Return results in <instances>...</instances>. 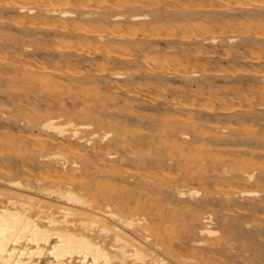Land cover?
<instances>
[{"label": "rangeland", "instance_id": "obj_1", "mask_svg": "<svg viewBox=\"0 0 264 264\" xmlns=\"http://www.w3.org/2000/svg\"><path fill=\"white\" fill-rule=\"evenodd\" d=\"M16 1L36 7L37 12L41 13V0ZM158 2L143 10L127 9L126 13L128 18L133 14L142 13L151 16L137 25L143 30H138L131 37L148 48L151 46L156 49L161 60H167L162 63L163 68L159 73L161 78H151L145 66L133 77V67L121 64L119 59H116L112 68L101 72L102 62L90 63L86 58L87 52L97 57L104 53L106 50L102 48L99 50L101 53L96 50V46L103 47L101 43L97 44L98 42L89 37L84 39L79 35L61 41L57 37L60 32L57 33L40 23L32 25L26 13H20L13 7L7 8L0 1V56L5 57V60H0V204L7 200L9 195L19 194L7 185V181L21 180L25 185L33 186L35 181H41L44 186L55 189L59 184L64 187L71 184L72 190L91 198L93 206H100L103 212L107 211V205H110L113 210L124 216L147 217L146 225L151 239L147 242L146 249L154 256H161L175 264H264V39L256 38L260 29L252 21L261 18L264 20V10H261V6L252 4L251 10L235 12L233 8L237 5L236 1L220 0L216 6L227 4L226 11L206 14L190 12L191 10L184 12L186 5L198 4L200 0ZM87 4L85 11L94 14L87 22H90L94 30L101 27L107 29L114 25L113 20L99 23L93 17L110 4L99 5L90 1ZM1 16H4L5 20ZM207 17L216 25H223L227 20L232 23L245 20L248 21L247 25L252 21L253 24H250V30H243L241 26L240 30H235L234 35L240 39L233 46L227 44V38L233 34L229 27L227 30L217 28L212 32L213 36L221 38L224 46L202 44V41L196 40V32H185L191 36L190 40L182 39L184 34L177 28L178 25L206 20ZM243 22L241 23L244 26ZM155 35H158L157 39H153ZM204 36H209V33ZM112 40L108 39L109 42ZM195 46H199L203 52H187ZM225 51L230 52L228 59H223ZM255 52H259L262 57ZM124 53L126 52H122ZM144 53L146 54L145 51L130 49L126 55L132 54L141 62L145 57ZM62 54L73 55L69 65L70 71L63 61ZM252 55L260 59L246 62V56ZM171 56L182 59L183 63L173 61L172 64ZM43 67L47 69L44 70ZM112 72L124 73L127 76L115 79ZM169 72L172 73L168 74ZM193 72H197L199 76L193 77ZM148 80L155 82L149 89L144 87ZM123 82L129 83L131 92L118 89V85L124 84ZM212 107L213 111H210ZM223 110L228 111L223 113ZM37 111L41 112V116L37 117L40 122H43L46 115L63 114L64 122L75 120L77 123H93L94 128L85 131L94 130L99 134L94 138L93 145L96 147L84 143L81 147L82 155L70 152L66 155L70 163L67 173L62 168L65 160H53L52 163L58 170L50 173V179L42 176L46 160L34 150V140L30 136H38L41 133L40 130L31 128L28 123L30 116L38 113ZM78 112L83 115L78 116ZM172 123L174 126H171ZM183 126L187 129L189 127V130ZM225 127L227 131L223 130ZM127 128L130 129L127 131ZM118 130L120 136L116 133ZM107 131L113 132L112 139H119L117 145L113 141L109 142L115 147L109 151L102 140ZM171 132L173 136L169 135ZM182 132L190 138H184ZM195 132L201 134L197 135ZM177 145L183 148L181 150L184 153L178 149L172 152ZM170 147L173 148L171 152ZM57 148L45 145L39 150L48 155L57 151ZM209 148L210 150H207ZM109 152L114 153V157L109 155ZM216 154H221L222 157L220 155L219 159ZM159 160L163 163H158ZM74 161L80 167L73 166ZM203 163L209 164V167ZM198 168H201V173L195 175ZM252 171L255 178L249 180L247 174ZM85 181L91 183H84ZM101 184L105 186L102 188ZM86 186L90 189H86ZM182 188L187 191L197 189L201 193L188 195L187 199H183L177 194V190ZM241 190H254L258 195L241 196L234 193ZM34 192L33 195L24 194V197L31 196L38 202L41 197L47 196L46 193L37 194L35 190ZM52 198L47 202L61 205L56 196ZM209 215L213 217V228L219 231V235L214 237L199 234L202 218ZM165 231L172 233L169 234L171 237ZM235 233H238L240 238L233 241ZM145 235L147 233L144 230L138 234L141 238ZM94 236L105 241L108 247L113 242V235L100 234L97 229ZM200 240L206 243L201 244ZM147 264L152 263L148 260Z\"/></svg>", "mask_w": 264, "mask_h": 264}, {"label": "bare ground", "instance_id": "obj_2", "mask_svg": "<svg viewBox=\"0 0 264 264\" xmlns=\"http://www.w3.org/2000/svg\"><path fill=\"white\" fill-rule=\"evenodd\" d=\"M0 1H2L5 5V7H7V8L13 7V8H16V10L20 13H24V14L26 13L25 15H26V17H29L30 23L32 25H34L36 23H40V24H43V25L49 27L50 29L55 30L57 33L60 32V33H58L57 37L60 38L61 41L68 39V38H71L73 36L79 35L84 39L89 37V39L98 42L97 44L101 43L103 47H97L96 46L97 52L101 53L102 51H99V50H102V49H104L106 51L104 53H101L99 55V57H97L96 55H93L89 52L86 53V58H87L88 62H90V63H94V62L97 63L99 61H100L99 63L102 62L101 66H103V68H102L101 72L107 71V69L112 68L113 65H115L116 59H119L121 61V64L129 65V66L133 67L132 68V69H134L133 74H132L133 77L136 76V74L141 70L142 66H145L146 71L148 72V74L150 75L151 78L152 77L153 78H161L159 76V73H160V70L163 68L162 63L166 62L167 60L166 61L164 59L161 60V58H160L161 56H159L160 53L156 49L151 48V46H150V48H148L147 46H144V44L138 43L139 41L137 42L136 40H134V38L131 37L134 34H136V32L138 30H143V29L138 28L139 26H137V25H139L141 23V21H144L146 19H150L151 16H149V14H147V13H142V14H133V15L129 16V18H128L127 13H126L127 9H130V8L131 9L139 8V9L143 10V8H146L147 6H152L155 3H159L158 0H41V3H40V6H41L40 12L41 13L40 14L37 12L36 7L28 6L26 4L16 3L17 2L16 0H0ZM88 1L94 2V3L95 2L99 3V5L103 4V3L104 4H110L109 6L107 5V8L105 10L99 11L96 14V16H93V17H94L95 21L99 22V23L109 22V21L113 20V21H115L114 25L107 27V29H104L101 27L100 29L94 30L92 28L90 22H87V21H90L89 20L90 18H92L91 15H94L93 13L85 11L86 6L88 5L87 4ZM219 1L220 0H210V1L200 0V2H198V4L194 5V3H193V4L186 5L184 8V12L191 10L190 12H194V13L214 14V12L217 13V12L226 11L225 6L227 4H219V6H216V3H218ZM229 1H232V0H229ZM233 1L237 2L236 7L233 8V11H235V12H239V11L244 12L245 10H251V9H253L252 4L259 5L262 7L261 10H264V0H233ZM192 2H193V0H192ZM215 7H217L216 10H214ZM14 14H12V15H14ZM44 15H46V16H44ZM1 17H3L2 19H4V16H1ZM202 17H203V15H202ZM205 19L206 20L201 19L202 21H196V22L192 21L191 24H187V25H178V26L176 25L177 28L181 31V33L183 32V34H184L182 39L184 41H189L191 36L186 35L185 32H188V31L192 32V33L196 32V33H198L195 36L196 40L202 41V44H212V46H218V47L224 46V44L221 43V38L218 36H213L214 33L212 34V32H213V30H215L217 28H218L217 30H220V29L221 30H227V27H229L233 34L227 38V44H229L230 46H233L240 39L238 36L234 35L235 30H240L239 29L240 26H241V28H243V30L244 29L250 30V28H251L250 24L252 23V21L255 23L256 27H259V29H260V32H258V35L256 36V38L257 39H264L263 38V36H264V20L262 18L257 19V21L255 19H252L251 23L249 22L250 23L249 25H247L248 21L246 22L245 20H244V22L242 20H240V22L238 21L237 23H234V22L232 23V22H229L227 20V21H225V23L223 25H216L213 23V21H212L213 24L210 22L211 21L210 18L208 19V17H207ZM241 22H243V24H245V25L243 26ZM175 24H177V23H175ZM208 33H209V36L205 37L204 35H206ZM128 37H130V38H128ZM157 38H158V35L153 36V39H157ZM108 39H113V40L111 42H109ZM85 43H87V42L85 41ZM103 43L104 44L111 43V44L105 46ZM246 44H248V43H246ZM130 49H134L135 51H138V52L145 51L146 54L144 53L145 57L143 58V60H141V62H140L137 58H134L132 55L133 53L126 55L127 51ZM185 49H187V48H185ZM238 51H239V49H238ZM241 51H243V50L241 49ZM122 52H126V53L122 54ZM160 52H162V51H160ZM187 52H195L196 54H198V53H202L203 51L199 46L198 47L195 46L194 49H189V50H187ZM259 52L258 53L255 52V53L258 54L259 56H261L259 54ZM224 53H225V55L223 56V59H228L230 57V52L225 51ZM252 53H254V52H252ZM196 54H194V55H196ZM187 55H188V53H187ZM62 57H64L63 61L67 64V67L69 65H71L70 63L72 61L73 55L62 54ZM167 57H168V59L170 58L169 56H167ZM174 57H175V55H174ZM189 57H191V56H189ZM256 58L260 59L256 56H253V55L252 56H246L245 61L246 62H254L257 60ZM0 60H5V57L0 56ZM170 60H171V63L173 61H174V63H179V64L183 63V60L179 59V58H173ZM187 62L189 63V60ZM216 63H218V62L216 61ZM189 65H190V63H189ZM56 66H58V65H56ZM205 66H207V65H205ZM43 69L46 70L47 68L43 67ZM170 69L172 70V68H170ZM67 70H68V68H67ZM69 71H70V66H69ZM230 71H232V70H230ZM176 72H177V70H176ZM178 72H180V71H178ZM170 73H172V72H169L168 74H170ZM31 74L33 75L32 72H31ZM256 74H257V76H259L258 72ZM45 75H47V74H45ZM112 76L115 79H123L127 75H125L124 73H119V72L113 73L112 72ZM198 76H199V74L197 72H193V77H198ZM162 77L164 78L165 75ZM263 79H264V77H263ZM49 81L51 82V80H49ZM42 82H43V80H42ZM61 82H65V81L61 80ZM154 84H155V82L153 80H148L144 87L149 89ZM254 84H255V82H254ZM186 88L188 89V87H186ZM118 89L121 91L125 90L127 92L132 91L131 88H129V83H127V82L124 84H119ZM174 91H176V89ZM179 94H180V92H179ZM105 97H107V96H105ZM117 97H119V96H117ZM120 97H122V96H120ZM21 98H23V97H21ZM28 98H30V97H28ZM47 99H49V98H47ZM179 102H180V100H179ZM34 107H37V106H34ZM212 109H213V107L211 108L210 111H213ZM37 110L41 111L42 109H37ZM33 111H35V110H33ZM223 111L222 112L225 113L228 110H223ZM45 113H48V112L45 111ZM90 113H91V111H90ZM40 114H41V112H38V113L35 112L34 115L32 114V116H30L31 118L28 120V123L31 125V128H36V129L40 130V132H41V133H39L38 136H33V135H30V136H32L33 140H34V150L37 151V153H39L38 154L39 156H42L47 161V162L45 161V163H44V175L42 174V176L45 179H47V178H49L50 173L58 170V169H56V165L54 163H52L53 160H58V159L59 160L60 159L65 160L62 163V168L67 173L68 167L70 166L69 165L70 163H68L69 159H68V156H66V155L69 152L74 154V155L75 154L82 155L83 154V150L81 148L82 145L84 143L86 145H89V146L93 145L94 144V138L98 137L99 134L94 130L90 131V132L85 131V130L93 129L94 128L93 123H87V122L77 123L75 120H69L67 122H64L63 121L64 120L63 114L58 115V116H53L52 114L46 115L47 117L44 118L43 122H40L39 121L40 119L38 120V118H37L38 115H40ZM81 114L83 115V113L78 112V116H82ZM191 114H194V113H191ZM44 116H42V117H44ZM196 116H198V115H196ZM101 119H102V116H101ZM156 124H158V123H156ZM30 125H29V127H30ZM194 125H196V124H194ZM171 126H174L173 123ZM163 127H164V125H163ZM183 128L186 130H189V127L187 129L186 127L183 126ZM251 128H252V126H251ZM128 129H130V128H127V131H128ZM143 130L146 131L145 129H143ZM166 130H167V127H166ZM223 130L227 131V128L225 127ZM125 131H126V129H125ZM212 131H213V129H212ZM174 132H176V131H174ZM116 133L119 134L120 133L119 130ZM195 133H197V135H198V133H200V132H195ZM230 133L228 132V134H230ZM164 134L165 133H163V135ZM235 134H237V133H235ZM169 135H172V132ZM182 135H184V138H185V136L188 137V134H186L184 132H182ZM217 135H218V133H217ZM119 136H120V134H119ZM212 136H213V134H212ZM229 136H231V135H229ZM232 136H234V135L232 134ZM236 136H238V135H236ZM112 137H113V132H111V131L105 132L102 136V140L105 142L104 146L108 151L112 147H114L113 145H111L109 143L110 141H113L115 143V145L119 144V139L118 138L112 139ZM140 137H142V136H140ZM147 137H146V139H147ZM238 137H236V138H238ZM184 138H183V140H184ZM188 138H190V137H188ZM222 138L224 139V137H222ZM10 139L12 140V138H10ZM24 140H22V141H24ZM220 140H221V137H220ZM107 141H108V143H106ZM139 141H141V140L139 139ZM166 141H168V140L166 139ZM178 141H179V139H178ZM125 142H127V140ZM180 142H181V139H180ZM45 145L55 146L56 148L58 147L57 148L58 150L55 152L53 151V152L49 153L48 155H44V154H42V151L39 150V148L42 149L45 147ZM142 145H143V143H142ZM158 145H160V143H158ZM173 145H175V143H173ZM182 145H183V143H182ZM242 145H243V143H242ZM209 146H211V145H209ZM93 147H96V146L93 145ZM203 147H204V145H203ZM222 147H224V146H222ZM165 148H167V147H165ZM175 149L181 150L183 148L180 145H177L174 147V151H172V152H175ZM171 150H173V148L170 149V152H171ZM207 150H210V148ZM141 153L142 152H140V154ZM181 153H184V152L181 150ZM208 153H210V152H208ZM109 155L114 157L115 154L112 152H109ZM169 155H170V153H169ZM194 155H197V154H194ZM220 155L219 156L217 155V158H219ZM144 156H145V154H144ZM221 157H222V155H221ZM252 157L254 158L253 155H252ZM161 158H162V156H161ZM167 158H169V157H167ZM88 160L90 161V159H88ZM160 162H162V160H159L158 163H160ZM254 162H257V161H254ZM82 163H84V162H82ZM145 163L146 162L144 161V164ZM140 164H141V162H140ZM189 164H191V163L189 162ZM203 164H205V163H203ZM214 164L216 165V163H214ZM72 165L73 166L78 165V163L76 161H74L72 163ZM149 165H150V163H149ZM208 165L209 164H207L206 166H208ZM73 166L70 167L71 170H72ZM98 166H97V168H98ZM145 166H146V164H145ZM179 166H180V163H179ZM192 166H193V163H192ZM78 167H80V165H78ZM192 168H194V167H192ZM198 169L199 170H197L195 172V175L201 173L200 172L201 168H198ZM86 170H87V167H86ZM193 171H194V169H193ZM244 171H243V173H244ZM69 176H70L71 180H74V178H72L71 175H68V177ZM247 176H248L249 180H254V178H255L254 171L248 173ZM90 177H92V176H90ZM58 180H60V179H58ZM75 180L79 181V179H75ZM93 180L95 181L96 179H93ZM47 181H49V180H47ZM105 181H107V180H105ZM176 181H177V179H176ZM86 182L87 181H85L84 183H86ZM103 182H104V180H103ZM110 182H111V180H110ZM6 183L8 186L12 187L14 190H17L19 192V194L9 195L7 200L1 202V204H0V264H147L148 260H150L152 264H175V263H172V261L171 262L167 261L165 258H163L161 256L152 255V253L148 252V250L146 249L147 242L151 239L150 235H148V233L150 232L149 228L146 225L148 223L147 217H144L141 215L124 216V215L120 214L118 211L113 210L110 205H107L109 209L107 208L106 209L107 211L103 212V211H101L102 209L99 208L100 206L98 208L93 206V200H91V198L89 199L88 196L79 194V193H77V191L75 192L74 190H72L70 188L71 184H69V185L67 184L65 187L63 185L59 184L58 186L56 185L57 188L55 189V188H51V187H46L47 185L44 186L43 183L41 184V181H35L34 186L30 185V184L25 185L21 180H11V181H7ZM73 183L75 184V182H73ZM87 183L90 184L91 182H87ZM106 183H108V182H106ZM247 183H248V181H247ZM53 184H56V183H53ZM92 185H91V187H92ZM101 185H103V186H101L102 188L105 186L104 184H101ZM169 186H171V185H169ZM96 187H97V185H96ZM86 189H90V188H87V186H86ZM115 189H116V187H115ZM34 190L37 191L36 192L37 194L38 193H46L47 196L41 197V199L38 200V202H35V200L31 196L24 197V194H27V195L35 194ZM95 191H97V190H95ZM113 191L111 190V192H113ZM96 193H98V191ZM114 193H112V194H114ZM200 193L201 192L197 189H191V190L187 191L186 189L182 188V189L177 190V194L183 199H187L188 195L195 196V195H199ZM234 193L235 194L238 193L241 196L258 195V192L254 191V190H241V191H236ZM0 196H2V193H0ZM55 196L58 198L57 201L60 202V204H61L60 206H56L52 202L51 203L47 202V200L53 199L52 197H55ZM110 197H112V196H110ZM117 197H119V196H117ZM44 200H45V202H44ZM108 203H109V201H108ZM56 209L58 211L54 212V210H56ZM33 211H35L34 214L31 213ZM167 211H168V209H167ZM134 212H136V211H134ZM58 213H60V215H58ZM213 223H214V221H213L212 215H209L207 217H203L202 218V225L199 229V234L201 236H211V237L219 235V231L213 228V225H212ZM170 225L173 227L172 224H170ZM167 228H169V227H167ZM96 229L99 231L100 234L105 233L107 236L113 235V239H112L113 242L110 245V247H108L105 244V241H101L94 236ZM142 230H144L147 233V235H145V237H143V238L138 236V234L141 233ZM167 231H165L167 235L172 234V233H168ZM233 236H234L233 241L240 238V236H238V233L233 234ZM169 237H171V236L169 235ZM163 240H165V239H163ZM200 243L204 244L206 242L204 240H200ZM167 251H169V250H167ZM166 253H168V252H166ZM187 264H192V263H187Z\"/></svg>", "mask_w": 264, "mask_h": 264}]
</instances>
